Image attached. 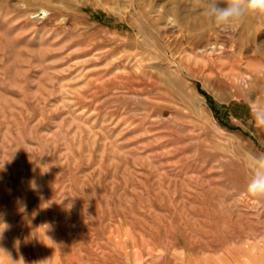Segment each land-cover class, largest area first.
<instances>
[{"label": "rangeland", "instance_id": "rangeland-1", "mask_svg": "<svg viewBox=\"0 0 264 264\" xmlns=\"http://www.w3.org/2000/svg\"><path fill=\"white\" fill-rule=\"evenodd\" d=\"M205 5L0 0V264H264V15Z\"/></svg>", "mask_w": 264, "mask_h": 264}, {"label": "clouds", "instance_id": "clouds-1", "mask_svg": "<svg viewBox=\"0 0 264 264\" xmlns=\"http://www.w3.org/2000/svg\"><path fill=\"white\" fill-rule=\"evenodd\" d=\"M221 2L225 6L221 7ZM203 14L216 28L227 30L249 14L264 15V0H206ZM250 117V124L264 128V102H250ZM247 164L251 171L247 193L253 197H264V155H249Z\"/></svg>", "mask_w": 264, "mask_h": 264}, {"label": "bare ground", "instance_id": "bare-ground-1", "mask_svg": "<svg viewBox=\"0 0 264 264\" xmlns=\"http://www.w3.org/2000/svg\"><path fill=\"white\" fill-rule=\"evenodd\" d=\"M44 10H45V9H42V11H41V12H43ZM41 12H40V13H41Z\"/></svg>", "mask_w": 264, "mask_h": 264}]
</instances>
